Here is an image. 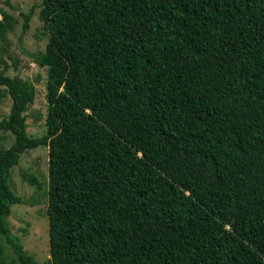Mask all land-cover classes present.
<instances>
[{"label":"trees","instance_id":"1","mask_svg":"<svg viewBox=\"0 0 264 264\" xmlns=\"http://www.w3.org/2000/svg\"><path fill=\"white\" fill-rule=\"evenodd\" d=\"M41 17L43 136L28 134L34 84L0 72L15 139L0 149V234L20 264H264V0H43ZM40 147L42 263L11 232L8 184ZM0 264H16L2 244Z\"/></svg>","mask_w":264,"mask_h":264},{"label":"rangeland","instance_id":"2","mask_svg":"<svg viewBox=\"0 0 264 264\" xmlns=\"http://www.w3.org/2000/svg\"><path fill=\"white\" fill-rule=\"evenodd\" d=\"M43 0H0V9L12 17V28L0 39V72L4 76L32 82L35 86V101L26 111L28 134L41 137L46 132L48 114L47 69L41 68L34 54L43 52L48 44V36L41 17ZM36 7L29 29L23 31V14ZM2 16L0 15V19ZM3 91L4 87H0ZM0 121L12 108L10 95L0 96ZM14 136L0 130V149L8 150L14 143ZM49 148L40 147L26 151L19 164L11 169L9 187L20 202L13 206L9 223L12 234L24 245L25 251L39 263L51 258L48 209L49 190ZM30 178V179H28ZM35 179L36 182L31 183ZM0 244L5 247L9 263L20 264L17 255L0 234Z\"/></svg>","mask_w":264,"mask_h":264}]
</instances>
